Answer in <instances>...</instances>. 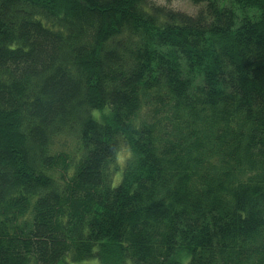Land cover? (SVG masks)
<instances>
[{
    "label": "trees",
    "instance_id": "trees-1",
    "mask_svg": "<svg viewBox=\"0 0 264 264\" xmlns=\"http://www.w3.org/2000/svg\"><path fill=\"white\" fill-rule=\"evenodd\" d=\"M189 1L0 0V264H264V0Z\"/></svg>",
    "mask_w": 264,
    "mask_h": 264
},
{
    "label": "rangeland",
    "instance_id": "rangeland-1",
    "mask_svg": "<svg viewBox=\"0 0 264 264\" xmlns=\"http://www.w3.org/2000/svg\"><path fill=\"white\" fill-rule=\"evenodd\" d=\"M153 5L155 6H164L170 10L176 12H182L188 14L190 16H195L200 9L201 6L193 5L189 0H152ZM126 156V149H122L118 155V161L122 162ZM114 184L117 185V179L114 181ZM131 264V263H129Z\"/></svg>",
    "mask_w": 264,
    "mask_h": 264
}]
</instances>
